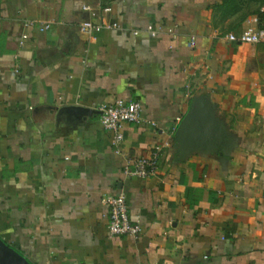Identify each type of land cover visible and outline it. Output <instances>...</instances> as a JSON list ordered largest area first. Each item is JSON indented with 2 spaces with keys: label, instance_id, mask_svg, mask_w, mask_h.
<instances>
[{
  "label": "crops",
  "instance_id": "crops-1",
  "mask_svg": "<svg viewBox=\"0 0 264 264\" xmlns=\"http://www.w3.org/2000/svg\"><path fill=\"white\" fill-rule=\"evenodd\" d=\"M223 3L0 0L7 246L30 264H264V42L228 40L264 31V0ZM84 21L118 29L88 37ZM201 96L223 140L180 156L177 127ZM117 99L153 123L125 125L119 155L98 111ZM156 149L153 177L123 176ZM120 194L136 239L108 237L102 201Z\"/></svg>",
  "mask_w": 264,
  "mask_h": 264
},
{
  "label": "built area",
  "instance_id": "built-area-1",
  "mask_svg": "<svg viewBox=\"0 0 264 264\" xmlns=\"http://www.w3.org/2000/svg\"><path fill=\"white\" fill-rule=\"evenodd\" d=\"M86 10L87 8H83ZM105 11H108L106 9ZM31 26L32 24H28ZM41 30H48L49 25H42ZM80 32L84 36H92L94 33H99L101 30L118 29L117 24H107L102 22L95 24L91 21H84L80 24ZM161 28L158 27L157 31H150V35L154 38L160 32ZM169 33L172 31L169 30ZM136 34V33H134ZM228 40L237 43L258 44L264 42V31L253 30L248 28L239 35L230 34ZM195 43L192 40L190 45ZM99 124L100 126L112 133V143L115 147V153L120 154V145L123 141V127L125 125L142 124L152 125L150 121L143 118V106L138 101H127L122 99L114 100L110 103L102 104L99 109ZM159 150L156 149L149 157H141L131 161H125L122 167V174L126 178H139L146 179L153 177L156 172L157 159ZM103 204L109 210L108 220V237L127 236L136 239L141 229L138 224L132 223L128 216V209L123 195H108L103 199Z\"/></svg>",
  "mask_w": 264,
  "mask_h": 264
},
{
  "label": "water",
  "instance_id": "water-1",
  "mask_svg": "<svg viewBox=\"0 0 264 264\" xmlns=\"http://www.w3.org/2000/svg\"><path fill=\"white\" fill-rule=\"evenodd\" d=\"M80 113H88L81 108H75ZM213 114L206 110L204 97L193 100L190 112L180 121L176 130V143L174 147L180 156L188 149L197 144H214L223 140L219 129L212 125ZM0 256L9 261L10 264H30L23 256L13 248L7 246L0 238Z\"/></svg>",
  "mask_w": 264,
  "mask_h": 264
},
{
  "label": "trees",
  "instance_id": "trees-1",
  "mask_svg": "<svg viewBox=\"0 0 264 264\" xmlns=\"http://www.w3.org/2000/svg\"><path fill=\"white\" fill-rule=\"evenodd\" d=\"M233 1H234V0H224L223 5H224L225 7H226V6H227V7H228V6L230 7V4H232Z\"/></svg>",
  "mask_w": 264,
  "mask_h": 264
}]
</instances>
